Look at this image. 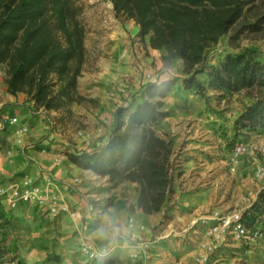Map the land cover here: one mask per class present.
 Here are the masks:
<instances>
[{
  "label": "rangeland",
  "instance_id": "374dc122",
  "mask_svg": "<svg viewBox=\"0 0 264 264\" xmlns=\"http://www.w3.org/2000/svg\"><path fill=\"white\" fill-rule=\"evenodd\" d=\"M109 1L76 0L81 9L79 20L84 27L85 57L82 70L92 65V53L85 46L92 25V13L98 7L107 9ZM248 7L246 21L255 22L262 18L261 30H246L234 38V33L239 29L234 27L217 44L205 50L206 66L197 74V79L204 86L200 93L196 89H184L182 60L178 57L167 59L165 47L156 49L157 54L152 56L149 35H141L139 30L131 51L134 72L123 74L107 90L112 110L116 112L119 108L135 107L144 100L147 97V83L176 79V84L164 98H151L152 101H160L161 108L168 112L167 117L151 125V128L171 144L172 184L160 211L151 214L152 218L142 216L145 218L143 223L137 212V183L124 181L113 186L108 180L99 182L96 187L101 188L105 197H84L92 209L83 211L79 206L83 199L79 190L81 183L71 184L76 189L73 191L75 193L70 192L62 181L46 177V170L38 163H27L23 159L22 146L17 144L14 135L15 129L9 127L4 134H0V153L3 154L0 185L20 186L28 180L46 198L44 203H22L15 209L10 208L5 200H0V264H198L196 259L204 232L200 227L191 226L196 217L214 210L245 209L252 219L255 217L253 220L264 221V213L257 212L255 208L260 205V200H255L257 187L254 173L257 162L245 159L234 170L229 162L237 143L258 141L264 137V123L252 129L243 127L240 120L249 106L260 102L264 107V87L234 90L215 88L212 82L214 69L220 68L228 54L244 53L264 62V0H252ZM114 13L121 22L133 20L117 14L115 10ZM0 71L5 83L4 64L0 65ZM113 87L124 88V92L111 96ZM77 92L80 95L78 89ZM26 99L29 100L27 95ZM91 105V101L83 97L78 102H69L56 113L38 109L34 105L32 111H40L34 116L42 117L44 126L67 136L70 143L67 149L54 148L55 152L63 154L68 149H76L73 146L75 140L84 136L85 128L89 126L85 114L90 113ZM97 115L93 114L98 121L107 125L108 119L98 118ZM17 117L20 121L26 120L24 114ZM29 124H26L29 133L33 134ZM41 148L35 145L33 149L38 151ZM66 166L63 167L66 178L81 179L82 174H70L69 170L73 167L70 164ZM113 195L125 204L117 207V214L114 211L105 213L104 208L110 206ZM52 197L76 209L78 217L74 219L66 212L54 214L50 211L48 203ZM130 219H133V225H130ZM109 221L121 230L115 242L102 239L98 233ZM131 232L140 233L152 243L147 252L148 258L131 257V253L136 251L130 240ZM83 235L98 243L106 254L94 261L86 260L79 251ZM207 264H264V239L251 245L231 243L221 247Z\"/></svg>",
  "mask_w": 264,
  "mask_h": 264
},
{
  "label": "trees",
  "instance_id": "16d2710c",
  "mask_svg": "<svg viewBox=\"0 0 264 264\" xmlns=\"http://www.w3.org/2000/svg\"><path fill=\"white\" fill-rule=\"evenodd\" d=\"M251 1L111 0L117 14L133 19L140 34L149 35L151 48L165 47L167 59L182 60L184 89L199 93L204 86L197 74L205 69V50L234 27H239L234 38L261 30L262 18L246 21ZM80 10L76 0H0V65H5L10 94L24 93L46 111L83 99L77 92L85 57ZM212 75L215 88L264 87V62L228 54ZM175 84L174 78L147 83L144 100L116 111L106 145L64 153L71 164L107 177L113 186L137 183L138 203L146 215L160 211L172 184L171 144L151 128L168 112L151 98H164ZM240 120L243 127L262 125L264 107L260 102L249 106ZM259 204L256 211L264 213L262 200Z\"/></svg>",
  "mask_w": 264,
  "mask_h": 264
},
{
  "label": "crops",
  "instance_id": "0c3cea01",
  "mask_svg": "<svg viewBox=\"0 0 264 264\" xmlns=\"http://www.w3.org/2000/svg\"><path fill=\"white\" fill-rule=\"evenodd\" d=\"M138 30L139 26L136 25L134 20L121 22L115 17L113 3L111 1H109V5L107 4V9L103 7L94 9L92 13V25L88 32L89 37L85 45L90 48V52L92 53V60L90 61L92 65L90 68L85 67L82 70L77 81L79 94L85 99L90 100L92 105L89 107L90 113L87 112L85 114L86 122L89 123V126L85 128L84 136L78 137L75 140L76 144L73 145L77 150L91 151L107 144L116 113L112 110L107 96V90L110 84L119 81L123 77V74L134 72L131 51L132 47H135L133 41L136 38ZM151 50L152 56L157 54L155 53L156 49L151 48ZM1 73L0 71V115L6 118L24 114L26 120L24 122L19 120L20 123L29 124L31 122L29 125L32 126V130L34 131L33 134L29 133L25 137L24 145L21 149L23 151V159L27 163L28 161H31L32 164H35V162L38 163L42 166V169L44 168L46 170L44 171L46 177H51L55 181H62L66 189L75 193L73 191L76 188L71 186L70 178H66L65 176L66 171L64 168L67 167L66 164H70L73 167V169L69 170L70 174H82L81 180H84L79 187L80 192H82L80 194L83 197L79 206H81L83 211H90L92 207L86 204L84 197L96 196L95 199L97 196L99 198L105 197L101 193V188L96 186L99 182H106L108 179L106 177L101 179V177L91 171L76 167L69 162L64 153L55 152L54 148H59V150L68 148L70 143L67 140V136L44 126V119L34 116L36 113L40 114V111L36 113L32 111L33 102L26 99V94H10L7 91V86L4 83ZM53 112L56 113L57 111H50V113ZM93 114L95 116L98 114V118L106 117L108 119L107 125L98 121ZM35 123L40 126L37 127ZM106 126H109V128ZM9 127L15 129L14 126ZM0 134H4V131L0 130ZM57 142H60V144H57ZM35 145L42 147L41 150H34ZM2 157L3 154L0 155V162L3 159ZM124 204V201L118 200V197L113 195L110 200V206L104 208L105 213L109 214L110 211H114L117 214L119 213L117 207H121ZM137 212L141 223L145 221V218H152L151 215L143 214L139 205ZM142 216L145 218H142ZM123 228L128 230L126 227ZM97 245L101 247L98 243Z\"/></svg>",
  "mask_w": 264,
  "mask_h": 264
},
{
  "label": "built area",
  "instance_id": "2783aa9c",
  "mask_svg": "<svg viewBox=\"0 0 264 264\" xmlns=\"http://www.w3.org/2000/svg\"><path fill=\"white\" fill-rule=\"evenodd\" d=\"M121 92H124V88L113 87L110 95L117 96ZM0 123L1 131H5L9 126H14L17 144L24 145L25 137L29 134V128L26 124H21L17 116L3 118L1 115ZM245 159H252L257 162L254 173L257 187L255 200H262L264 205V137L258 141L237 143L233 147L229 158L232 170L238 168ZM80 183L81 179L77 177L70 180L72 185H79ZM0 200H5L10 208L15 209L22 203H44L46 198L39 193L38 188H35L31 182L25 180L20 186L15 184L0 185ZM48 206L54 214L66 212L74 219L78 217L76 209L70 208L67 204L59 203L55 197L49 199ZM132 220L130 219V225H133ZM191 226L200 227L204 232V240L201 243V250L196 259L198 264H207L216 251L231 243L251 245L264 239V221L253 220L245 209L210 211L206 215L194 219ZM130 240L136 249L135 252L131 253V257L145 259L152 244L150 240L137 232H131ZM79 251L88 261L97 260L106 254L93 239L86 235L80 238Z\"/></svg>",
  "mask_w": 264,
  "mask_h": 264
},
{
  "label": "clouds",
  "instance_id": "9594fccd",
  "mask_svg": "<svg viewBox=\"0 0 264 264\" xmlns=\"http://www.w3.org/2000/svg\"><path fill=\"white\" fill-rule=\"evenodd\" d=\"M120 228L117 227L112 221H109L107 226H102L99 230V236L102 239H109L113 242L119 237L120 235ZM103 255V253H101Z\"/></svg>",
  "mask_w": 264,
  "mask_h": 264
}]
</instances>
